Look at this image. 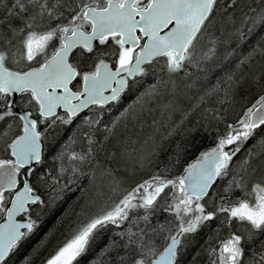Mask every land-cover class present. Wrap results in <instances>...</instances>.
<instances>
[{
    "label": "snow or ice",
    "instance_id": "1",
    "mask_svg": "<svg viewBox=\"0 0 264 264\" xmlns=\"http://www.w3.org/2000/svg\"><path fill=\"white\" fill-rule=\"evenodd\" d=\"M0 221V264H264V0H0Z\"/></svg>",
    "mask_w": 264,
    "mask_h": 264
},
{
    "label": "trees",
    "instance_id": "2",
    "mask_svg": "<svg viewBox=\"0 0 264 264\" xmlns=\"http://www.w3.org/2000/svg\"><path fill=\"white\" fill-rule=\"evenodd\" d=\"M259 32L250 37L247 41V43L245 45L242 46V50L246 53L249 49L250 45H254L255 42L259 39ZM233 48H235V44L232 45ZM128 103V101L125 102V104ZM209 146H211V139L209 136H207V134H203V133H197L196 135H194L192 137V139L190 141H188V162H191L193 159L196 158V156H198L200 151L205 150L206 148H208ZM168 150H170V148L166 147V150L164 152V156L167 155ZM163 159V156H162ZM79 196V192H75V193H71L68 198L66 199V201L64 202V205L62 207L66 208L68 204H71L76 197ZM63 212H60V215H62ZM53 226V220L50 218V220H48V222H45V224L42 226L40 233L38 234L39 238H42L43 235H46L47 230L51 229ZM107 241V236L104 237V239H102L98 245H97V250L100 249V247H102ZM36 243H39V239H34L33 242L31 243V245L29 247H26L25 251H30L31 247H34V245ZM91 258H95V257H91ZM89 258L86 257L85 260H88ZM83 264V262H82Z\"/></svg>",
    "mask_w": 264,
    "mask_h": 264
},
{
    "label": "rangeland",
    "instance_id": "3",
    "mask_svg": "<svg viewBox=\"0 0 264 264\" xmlns=\"http://www.w3.org/2000/svg\"><path fill=\"white\" fill-rule=\"evenodd\" d=\"M50 220V219H49ZM46 222H48V221H46ZM35 246V245H34Z\"/></svg>",
    "mask_w": 264,
    "mask_h": 264
},
{
    "label": "flooded vegetation",
    "instance_id": "4",
    "mask_svg": "<svg viewBox=\"0 0 264 264\" xmlns=\"http://www.w3.org/2000/svg\"><path fill=\"white\" fill-rule=\"evenodd\" d=\"M1 222V221H0Z\"/></svg>",
    "mask_w": 264,
    "mask_h": 264
},
{
    "label": "water",
    "instance_id": "5",
    "mask_svg": "<svg viewBox=\"0 0 264 264\" xmlns=\"http://www.w3.org/2000/svg\"><path fill=\"white\" fill-rule=\"evenodd\" d=\"M2 222V221H1Z\"/></svg>",
    "mask_w": 264,
    "mask_h": 264
}]
</instances>
